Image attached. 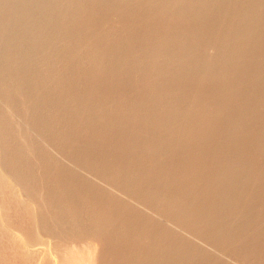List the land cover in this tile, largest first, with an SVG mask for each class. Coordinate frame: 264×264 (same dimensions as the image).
<instances>
[{"label":"bare ground","instance_id":"obj_1","mask_svg":"<svg viewBox=\"0 0 264 264\" xmlns=\"http://www.w3.org/2000/svg\"><path fill=\"white\" fill-rule=\"evenodd\" d=\"M0 99L75 165L264 264V0H0ZM2 104L20 189L0 168V264H230Z\"/></svg>","mask_w":264,"mask_h":264},{"label":"rangeland","instance_id":"obj_2","mask_svg":"<svg viewBox=\"0 0 264 264\" xmlns=\"http://www.w3.org/2000/svg\"><path fill=\"white\" fill-rule=\"evenodd\" d=\"M0 103L2 104V105H6L1 99H0ZM5 108L7 109H9V112H11V113H13L14 111L11 109V108H9L8 107V105H6L5 106ZM8 109H7V111H8ZM15 113V112H14ZM13 113V115H15V119L17 120V119H19V120H17V121H19V122H22L21 124L24 126V127H26L27 126V128L29 127L30 128V134H32V136L34 135L35 137H36V139H39L41 142V145H42V143H45V144H43L44 145V147L47 145V147H46V149H48V151L51 153V154H55V157H57L58 158V156L60 157V158H58L60 161H62V162H65V163H67L68 162V164L67 165H69V166H74L75 164L74 163H72L71 161H70V159H69V157L66 155V154H64V153H62V152H60L56 147H54L53 145L51 146V145H49V143L50 142H48L43 136H41V134H37V131L36 130H34V128L31 126V125H29V124H27V122L26 121H24L17 113H15L14 114ZM24 121V122H23ZM25 123V124H24ZM31 126V127H30ZM26 128V129H27ZM28 128V129H29ZM27 129V130H28ZM1 131H2V129H1V126H0V162L2 163V137H3V135H2V133H1ZM29 131V130H28ZM33 131V132H32ZM43 137V138H42ZM1 163H0V165H1ZM76 166V169H78L79 171H82V173H84V174H86V175H88V177L90 178L91 176V178L94 180H96V183H98L99 182V184L102 186L103 185V187H105V188H107L108 190H111V192L113 193V194H115V195H118V196H120V197H122V198H124L127 202H129V203H131V204H135V206H137V208H139L140 210H142L144 213H146V214H148L149 216H151V217H153V218H155L157 221H159V222H161V223H163L164 225H166V226H169L171 229H173V230H175L176 232H178V233H180V234H182V235H184V236H186V237H188V238H191V240H193L194 242H196V243H198V245H200V246H203L205 249H207L208 251H210V252H212V253H214L215 255H217V256H219L220 258H222V259H224L225 261H227L228 263L230 262V264H242L243 262H239V260H236V258L234 257V256H232V255H230V254H228V253H226L225 251H223V250H221V249H219L218 247H216L215 245H212L210 242H208L207 240H204V239H200L199 237H197V236H195V235H193V234H191L190 232H188L187 230H185L184 228H182L181 226H179V225H177V224H175L174 222H172V221H170L168 218H166L164 215H162V213H160L159 211H157L156 209H153V207L152 206H150V204H148V202L147 203H145V202H143V201H140V200H137L135 197H133V196H131V195H128L127 193H125V192H123V191H121L120 189H118L117 187H115V186H113V185H111V183L109 184V182L108 181H105V180H103L102 178H100L99 177V175L96 173V172H94V171H87V170H84L83 168H81V167H79V166H77V165H75ZM74 166V167H75ZM3 167V166H2ZM1 166H0V168L3 170V172H4V176L6 177V178H9L10 179V183L14 180L13 178H12V180H11V177L12 176H10V174L7 172V171H4L5 169H3ZM0 169V170H1ZM1 170V171H2ZM89 172H90V174H89ZM2 173V172H1ZM8 173V174H7ZM6 174V175H5ZM97 174V175H96ZM8 175V176H7ZM9 179H8V181H9ZM94 180V181H95ZM15 181V180H14ZM12 182L13 183V187H14V189H15V187H17L16 188V190L17 191H19V187H18V185L16 184V182ZM101 182V183H100ZM19 188V189H18ZM113 191H115V192H113ZM127 194V195H126ZM133 197V198H132ZM23 198V197H22ZM130 199V200H129ZM132 199V200H131ZM139 203V204H138ZM141 203V204H140ZM137 204V205H136ZM147 205V206H146ZM150 206V207H149ZM143 208H145V209H143ZM150 208V209H149ZM150 210V211H149ZM34 214V213H33ZM37 222V223H36ZM167 222V223H166ZM36 225H35V224ZM33 224H34V226L36 227V226H38V228H39V225H40V223H39V220H36L35 219V222H34ZM38 224V225H37ZM34 227V228H35ZM37 227L35 228V231H36V235H37V232H38V235L40 236H38L37 235V237H39V239L40 238H42L43 239V237L44 238H46V241H47V243H48V248H49V246H51L52 248H49V250H51V251H53L54 252V250L55 249H53L54 247H60L61 246V244H62V241H59V239H53L54 237H50L49 235H45V233H44V231L42 232V230L40 229H38ZM42 232V233H41ZM40 233V234H39ZM43 233H44V235H43ZM42 235V236H41ZM49 238V239H48ZM54 245V246H53ZM209 248V249H208ZM211 248V249H210ZM218 248V249H217ZM50 251V252H51ZM228 254V255H227ZM49 255H51V253H49ZM223 256V257H222ZM230 256V257H229ZM232 257V258H231ZM233 257H234V259H233ZM244 264V263H243Z\"/></svg>","mask_w":264,"mask_h":264}]
</instances>
